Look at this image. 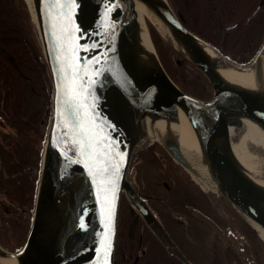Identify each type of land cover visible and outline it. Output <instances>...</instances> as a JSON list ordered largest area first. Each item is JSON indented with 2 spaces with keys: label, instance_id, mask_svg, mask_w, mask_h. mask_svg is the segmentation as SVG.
<instances>
[{
  "label": "water",
  "instance_id": "1",
  "mask_svg": "<svg viewBox=\"0 0 264 264\" xmlns=\"http://www.w3.org/2000/svg\"><path fill=\"white\" fill-rule=\"evenodd\" d=\"M34 27L51 83L48 127L43 146L31 224L23 245L0 259L17 264H114L122 195L169 257L189 264L160 221L139 197L130 173L153 144L160 146L198 188L226 200L264 243V180L244 172L228 147V133L241 116L264 131V40L252 62L237 66L188 30L168 0H141L156 16L146 20L148 40L130 52L135 34L131 0H23ZM264 4L259 0L249 19ZM211 86L200 100L169 77L154 48L149 28ZM236 26L227 27V30ZM209 46L234 70L254 66L253 86L227 78ZM170 110H169V108ZM196 145L199 179L174 148L167 130L138 148L141 116L166 118ZM1 124V121H0ZM199 219L216 235L220 230ZM83 225V227H82ZM247 264H256L247 248Z\"/></svg>",
  "mask_w": 264,
  "mask_h": 264
},
{
  "label": "trees",
  "instance_id": "2",
  "mask_svg": "<svg viewBox=\"0 0 264 264\" xmlns=\"http://www.w3.org/2000/svg\"><path fill=\"white\" fill-rule=\"evenodd\" d=\"M168 2L175 13L181 14L188 30L237 66L250 64L264 40V6L246 21L259 0ZM232 24L237 26L226 30ZM149 30L156 40L154 46L160 61L176 85L200 100L210 99L211 86L203 74L176 53L153 28ZM50 98L48 71L24 1L0 0V245L9 251L20 249L30 228ZM125 206L127 202L122 198L120 222ZM252 233L256 240L249 248L250 253L256 264H264V243L253 230ZM126 238L122 241L124 245L128 242ZM118 242L119 239L116 244ZM130 247L116 245L117 262L132 264L128 258ZM119 248L126 257L124 260L118 254ZM137 264L170 262L157 247ZM208 264H219V261L210 258ZM222 264H233V261L228 259Z\"/></svg>",
  "mask_w": 264,
  "mask_h": 264
},
{
  "label": "flooded vegetation",
  "instance_id": "3",
  "mask_svg": "<svg viewBox=\"0 0 264 264\" xmlns=\"http://www.w3.org/2000/svg\"><path fill=\"white\" fill-rule=\"evenodd\" d=\"M249 16L246 19L247 22L254 17L248 20ZM234 25L237 26V24L230 26ZM130 173L135 179L139 197L160 221L189 264H208L210 258H215L219 264L228 259L232 260L233 264H247L245 257L247 248L253 246L256 240L250 227L226 200L220 198L217 202L215 196L210 197L201 191L160 146L157 144L150 146L145 155L140 156L139 161H135L134 158L130 165ZM171 178L180 182L181 188L178 187V189L177 185L172 183ZM180 193H184L186 198L194 199L196 206L199 205L204 211L186 204L185 196ZM122 198L126 200L123 195L121 200ZM198 215L210 220L220 230L222 238L208 228ZM124 237H127V245L122 242ZM117 239L119 242L115 244V247L116 245L131 246L128 258L131 259L132 264L139 263L151 254L153 248L157 247L165 252L170 264H184L176 257H169L166 250L128 202L121 222L118 216L116 241ZM118 254L121 260L126 258L121 255V248L118 249ZM114 264H121L115 259V251Z\"/></svg>",
  "mask_w": 264,
  "mask_h": 264
},
{
  "label": "bare ground",
  "instance_id": "4",
  "mask_svg": "<svg viewBox=\"0 0 264 264\" xmlns=\"http://www.w3.org/2000/svg\"><path fill=\"white\" fill-rule=\"evenodd\" d=\"M32 8L31 1L27 0ZM132 16L130 22L135 31L133 36L130 52L136 54L138 44L143 42L145 38L148 40V33L146 29V20L153 23L157 22L155 12L150 9L141 0H131ZM202 45V44H201ZM207 49V52L214 56L218 62L219 70L227 78L244 84L253 86L255 81L254 66L234 70L224 65V61L215 54L209 46L202 45ZM263 78H264V63L262 64ZM169 108V107H168ZM170 110V108H169ZM141 123L139 126L140 134L143 136L139 141L138 148L144 146L148 142L158 138V135L163 130H167L174 141V149L188 162L197 177L201 179L203 175V167L199 150L194 143L179 129L172 113L166 118H159L144 114L141 116ZM228 147L234 159L237 161L240 168L250 176L257 177L264 180V131L261 127L247 116H241L238 123L231 127L228 133ZM203 182V180L201 179ZM261 236L264 238V232L260 230ZM0 264H17L14 259H0Z\"/></svg>",
  "mask_w": 264,
  "mask_h": 264
},
{
  "label": "rangeland",
  "instance_id": "5",
  "mask_svg": "<svg viewBox=\"0 0 264 264\" xmlns=\"http://www.w3.org/2000/svg\"><path fill=\"white\" fill-rule=\"evenodd\" d=\"M148 28L150 29V28H152V27H150V26H148ZM149 32H150V30H149ZM150 36H151V33H150ZM151 39H152V37H151ZM152 42H153V45L154 44H157L156 43V40L153 38L152 39ZM154 48H155V46H154ZM155 50H156V48H155ZM157 52V51H156ZM158 54V53H157ZM159 57V56H158ZM160 59V58H159ZM172 179V178H171ZM172 183H174L175 185H177V188L178 187H180V182H176V180L173 178L172 179ZM185 183V182H184ZM181 188V187H180ZM179 189V188H178ZM181 194V193H180ZM181 195H183V196H185V203L186 204H188V205H192V206H195V207H197L199 210H201V211H204L203 210V208H201L199 205L198 206H196V202H195V200L194 199H189V198H186V195L184 194V193H182ZM189 199V200H188ZM21 240H22V238H19V242H21ZM262 257L264 258V254L262 255Z\"/></svg>",
  "mask_w": 264,
  "mask_h": 264
},
{
  "label": "snow or ice",
  "instance_id": "6",
  "mask_svg": "<svg viewBox=\"0 0 264 264\" xmlns=\"http://www.w3.org/2000/svg\"><path fill=\"white\" fill-rule=\"evenodd\" d=\"M82 227H83V225H82Z\"/></svg>",
  "mask_w": 264,
  "mask_h": 264
}]
</instances>
